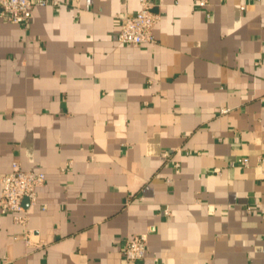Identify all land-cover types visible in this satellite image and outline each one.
<instances>
[{
  "label": "crops",
  "instance_id": "0c3cea01",
  "mask_svg": "<svg viewBox=\"0 0 264 264\" xmlns=\"http://www.w3.org/2000/svg\"><path fill=\"white\" fill-rule=\"evenodd\" d=\"M57 1L0 18V191L13 160L45 175L0 264H264V0H155L139 44L138 0Z\"/></svg>",
  "mask_w": 264,
  "mask_h": 264
},
{
  "label": "built area",
  "instance_id": "2783aa9c",
  "mask_svg": "<svg viewBox=\"0 0 264 264\" xmlns=\"http://www.w3.org/2000/svg\"><path fill=\"white\" fill-rule=\"evenodd\" d=\"M155 0H138V9L134 14L119 18L117 40L127 44H139L155 41L153 27L160 16L153 10ZM207 0H198V5L205 6ZM59 5L57 0H0V18L5 21L26 26L34 6ZM240 8H244L241 5ZM225 111V110H221ZM166 155V154H164ZM260 161L263 160L259 157ZM241 166H248V157L239 159ZM42 171L23 169L18 160L11 162L10 169L1 176L0 212H9L15 223L27 225L28 205L36 203L37 189L44 184ZM167 213V210L164 211ZM30 230L26 231L24 240L30 246L38 247L39 243L30 242ZM147 233H136L127 236L122 245V252L127 262H134L145 257Z\"/></svg>",
  "mask_w": 264,
  "mask_h": 264
}]
</instances>
